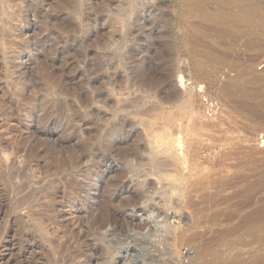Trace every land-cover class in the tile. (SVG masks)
<instances>
[{
    "label": "rangeland",
    "instance_id": "obj_1",
    "mask_svg": "<svg viewBox=\"0 0 264 264\" xmlns=\"http://www.w3.org/2000/svg\"><path fill=\"white\" fill-rule=\"evenodd\" d=\"M226 262L264 264V0H0V264Z\"/></svg>",
    "mask_w": 264,
    "mask_h": 264
},
{
    "label": "bare ground",
    "instance_id": "obj_2",
    "mask_svg": "<svg viewBox=\"0 0 264 264\" xmlns=\"http://www.w3.org/2000/svg\"><path fill=\"white\" fill-rule=\"evenodd\" d=\"M133 85V84H132ZM103 205V204H102ZM101 206V205H100ZM105 206V205H104ZM103 207V206H102ZM226 264H228V262H226ZM231 264V263H230Z\"/></svg>",
    "mask_w": 264,
    "mask_h": 264
}]
</instances>
